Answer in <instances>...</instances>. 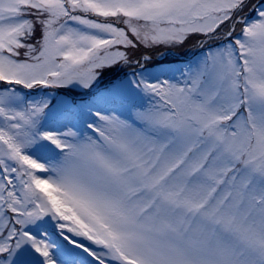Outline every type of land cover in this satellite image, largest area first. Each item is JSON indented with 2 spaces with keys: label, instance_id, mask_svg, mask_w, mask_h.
Wrapping results in <instances>:
<instances>
[{
  "label": "snow or ice",
  "instance_id": "6c2138e0",
  "mask_svg": "<svg viewBox=\"0 0 264 264\" xmlns=\"http://www.w3.org/2000/svg\"><path fill=\"white\" fill-rule=\"evenodd\" d=\"M0 264H264V0H0Z\"/></svg>",
  "mask_w": 264,
  "mask_h": 264
}]
</instances>
